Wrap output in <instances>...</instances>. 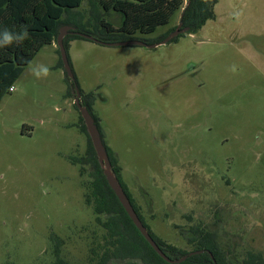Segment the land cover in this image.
Instances as JSON below:
<instances>
[{"label":"rangeland","instance_id":"374dc122","mask_svg":"<svg viewBox=\"0 0 264 264\" xmlns=\"http://www.w3.org/2000/svg\"><path fill=\"white\" fill-rule=\"evenodd\" d=\"M213 11L214 19L176 42L150 49L75 39L67 58L127 189L139 205L151 202L152 234L179 252L195 251L166 217L180 206V214L209 220L199 176L198 205L183 201L191 190L180 172L198 167L215 177L228 212L221 239L237 258L264 256V0H217ZM179 17L137 37L156 39ZM31 61L48 65L49 76L36 79L26 66L0 100V264H51L53 236L64 260L90 264L99 229L82 183L91 168L80 176L69 161L86 155L88 139L56 42Z\"/></svg>","mask_w":264,"mask_h":264},{"label":"trees","instance_id":"16d2710c","mask_svg":"<svg viewBox=\"0 0 264 264\" xmlns=\"http://www.w3.org/2000/svg\"><path fill=\"white\" fill-rule=\"evenodd\" d=\"M188 1L181 21L184 26L189 27L187 34H193L208 20L215 18L213 9L217 0ZM82 3L83 0H0V31L7 29L17 32L22 26H27L30 33L29 38L20 46L0 49V100L10 92L14 82L27 66L25 61H31L44 45L55 42L61 26H74L75 31L89 34L104 42L135 39L147 44L156 43L176 26L153 40L137 36L151 34L157 28L168 25L177 12L181 13L185 0H86L85 8H82ZM112 15L118 17L116 25L109 19ZM180 36L182 35L169 43L175 42ZM75 39L82 38L74 34L65 36V48L68 42ZM83 105L91 114L90 104L84 102ZM92 117L99 129L97 119L93 115ZM80 121L79 128L86 134L82 119ZM87 139L86 155L80 158L71 157L69 161L78 165L80 176L85 172V165L91 168L88 170L87 180L82 183L83 198L93 211L94 222L99 231L93 233V241L89 247V263L168 264L149 246L121 207L102 175L88 136ZM106 151L114 174L123 188L116 159L107 147ZM126 195L128 196L127 193ZM150 235L164 253L168 249L176 255L185 254ZM187 241L196 247L195 250L209 251L216 264H264V256L255 251H248L241 261L230 263L232 259L226 256L225 250L220 249L215 235L203 229L190 233ZM51 243V255L54 258L51 264H70L61 257V239L53 236ZM179 264H212V261L208 254L201 253L190 256Z\"/></svg>","mask_w":264,"mask_h":264},{"label":"water","instance_id":"95a60500","mask_svg":"<svg viewBox=\"0 0 264 264\" xmlns=\"http://www.w3.org/2000/svg\"><path fill=\"white\" fill-rule=\"evenodd\" d=\"M188 3L189 1L185 0V4L180 13L178 24L176 25L174 30L171 31L161 41H158L156 43L147 44L143 41L135 40V39L127 40V41L104 42V41H100L94 38L93 36L89 34L80 33V32L75 31V27L71 25L61 26L58 29V33L55 39L62 67L64 69V72L66 74L68 81L71 82V92L74 96V104L80 113V117L83 121L86 134L89 137L92 149L96 157V161L102 172V175L104 176L106 180V183L108 184L109 188L112 190L114 195L116 196L121 207L123 208V210L129 217V219L131 220L135 228L139 231L141 236L145 239V241L149 244V246L154 250V252L168 264H179L183 262L184 260H186V258L196 255V254H200L203 251H192L176 259H171L169 256H167L164 252L161 251V249L157 246V244L154 242L152 237L149 235L146 228L140 222L139 218L135 214L132 206L130 205L125 193L123 192L114 174V171L111 167L105 146L103 145V142H102L99 130L95 124V121L92 115L90 114V112L88 111L87 107L85 105H82L80 102V93L74 82V76H73L71 67L68 62L67 52H66V48L63 43V38L69 34H74L83 39L94 41L96 43H99L101 45H106V46H143L146 48L153 49V48H156L157 46L164 45L168 43L170 40L177 37L178 35L187 33L189 31V27L187 26L182 27V21H181V17L183 15L185 8L188 6Z\"/></svg>","mask_w":264,"mask_h":264},{"label":"flooded vegetation","instance_id":"af4514ba","mask_svg":"<svg viewBox=\"0 0 264 264\" xmlns=\"http://www.w3.org/2000/svg\"><path fill=\"white\" fill-rule=\"evenodd\" d=\"M182 27H185L182 23ZM174 30V29H173ZM180 35H183V34H180ZM179 36V35H178ZM177 36V37H178ZM176 38V37H175ZM174 38V39H175ZM173 40V39H172ZM170 40V41H172ZM161 41V40H160ZM169 41V42H170ZM177 41V40H176ZM175 41V42H176ZM168 42V43H169ZM74 97V96H73ZM80 102L81 104L83 105V103H87V104H90L91 106V97H88L87 95H80ZM98 128V127H97ZM99 130V133H100V136H101V131H100V128L98 129ZM156 130H153V132H155ZM103 142V141H102ZM104 144V143H103ZM105 146V145H104ZM105 149H106V146H105ZM107 152V151H106ZM108 155V154H107ZM112 155L114 156V158L116 159L115 155L112 153ZM109 158V157H108ZM110 161V160H109ZM111 164V163H110ZM116 165L117 167L119 168V176H120V180H121V183L123 184V192L128 194V196L126 195L130 205L132 206L135 214L137 215V217L139 218L140 222L142 223V225L146 228V230L148 231L149 235L152 234V232L150 231V228L148 226V222H149V218L151 217V202L149 200H146L148 203L145 202V207H143V203H141V205H139V202L133 198V196L131 195V193L129 192V190L127 189V186L125 185V183L123 182V179H122V174H121V167L119 166L118 162H117V159H116ZM194 169H192L190 172H186L187 169H183L180 173L182 174V179L187 185L188 187L190 188L191 190V195L188 194V198L186 200H183V201H189V198L191 199V201H193L195 204L198 205L199 203V199L200 198V194H198L197 192L195 193V187H196V183H195V180L197 179V177L199 176L201 179H200V183H202V181H205L204 183V190L203 192H205V189H208V196H207V200H209L210 202V199H211V203L209 205V207H207L208 209V212L206 214V218H208L209 220L207 221H202V220H199L197 218L198 215H194V210H191L189 211L190 213H187V214H183V213H179L180 210L182 209L180 206L179 208L180 209H174V211H172L170 209L168 215L166 218H169L170 219V223H171V227L172 229L177 232H180L181 234H185L184 238H185V241L188 245H190L187 241L188 237H189V234L190 233H193L194 231H199L200 232V229H203V230H206L207 232L215 235V239L218 241L219 243V246H220V249L221 250H225V253H226V256H229L232 261H229L230 263L233 262V263H237L238 261H241L243 259V257L241 258H237L234 256L230 246H229V241H225V240H222L224 238L221 239V237H223L222 233V227L225 226V223H226V220L228 218V212H223L225 207L222 206L221 204L218 203L217 201V192H216V182H215V177H211V175L209 174V176H205L204 174V171L202 169H199L198 167H193ZM199 169V170H197ZM117 178V177H116ZM118 180V179H117ZM216 180L218 181V184L219 185H223L224 188H228L230 187V184H229V181L228 180H218L216 178ZM119 182V181H118ZM120 184V183H119ZM191 184L193 185V188L191 186ZM195 184V185H194ZM208 185V186H205V185ZM125 190V191H124ZM197 198V199H196ZM225 204L228 205L227 202H225ZM172 206H174L176 208V204L175 202H172ZM177 210V211H176ZM151 214V215H150ZM223 214V215H222ZM172 219H176L174 220L175 222H172ZM153 235V234H152ZM151 236V235H150ZM154 236V235H153ZM155 237V236H154ZM226 238V237H225ZM153 239V238H152ZM162 242V241H161ZM164 243V242H163ZM165 245L167 246H171V245H168L166 243H164ZM195 251H203L202 253H206L208 254L210 260L212 261V264H216L215 260L213 259V256L212 254L205 250V249H199V250H195ZM163 252V251H162ZM165 254L167 256H169L170 253L172 254H175L173 253L171 250H168L166 249L165 250ZM201 254V253H200ZM186 255V254H184ZM197 255V254H196ZM183 256V255H181ZM170 257V256H169ZM180 257L179 255H176V257H170L171 259H176ZM187 259V258H186ZM185 261V260H184Z\"/></svg>","mask_w":264,"mask_h":264},{"label":"clouds","instance_id":"9594fccd","mask_svg":"<svg viewBox=\"0 0 264 264\" xmlns=\"http://www.w3.org/2000/svg\"><path fill=\"white\" fill-rule=\"evenodd\" d=\"M30 36L27 26L17 32L4 29L0 31V49H6L13 46H20ZM30 74L36 79L47 78L50 74V68L46 64L34 63L33 61H25Z\"/></svg>","mask_w":264,"mask_h":264},{"label":"built area","instance_id":"2783aa9c","mask_svg":"<svg viewBox=\"0 0 264 264\" xmlns=\"http://www.w3.org/2000/svg\"><path fill=\"white\" fill-rule=\"evenodd\" d=\"M10 91H12V88L10 89Z\"/></svg>","mask_w":264,"mask_h":264}]
</instances>
